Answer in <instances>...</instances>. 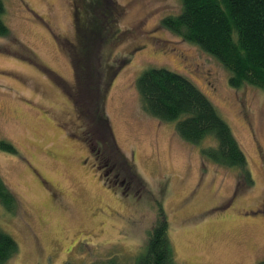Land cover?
<instances>
[{
	"label": "rangeland",
	"instance_id": "374dc122",
	"mask_svg": "<svg viewBox=\"0 0 264 264\" xmlns=\"http://www.w3.org/2000/svg\"><path fill=\"white\" fill-rule=\"evenodd\" d=\"M79 1L3 0L10 34L0 37V143L15 152L0 149V178L16 204L10 211L0 204V230L17 244L5 264H134L159 198L178 264L264 261V89L231 87L216 59L161 27L180 10L178 0H115L123 33L117 43L92 35V86L145 185L133 208L115 198L85 160L83 141L71 136L78 121L65 49L75 42L72 4ZM148 68L182 75L206 96L242 149L252 186L232 199L236 170L202 161V146L144 113L135 80Z\"/></svg>",
	"mask_w": 264,
	"mask_h": 264
},
{
	"label": "trees",
	"instance_id": "16d2710c",
	"mask_svg": "<svg viewBox=\"0 0 264 264\" xmlns=\"http://www.w3.org/2000/svg\"><path fill=\"white\" fill-rule=\"evenodd\" d=\"M178 1L180 10L177 14L165 16L160 21L161 27L216 59L229 73L231 87L250 85L264 89V0ZM79 2L72 4L75 42L68 43V50L65 49L74 74L72 94L75 105L86 121L85 138L101 143L97 147L98 165L105 168L109 163V167H116L118 181L123 179L132 184L131 198L136 200L145 185L134 171L133 160H128L116 144L104 105L97 108L100 104L95 103V93L99 94V90L92 86L98 71L92 61L95 38L92 35L103 40H116L117 43L123 33L116 28L117 17L121 14L112 7L115 0ZM4 13V2L0 0V37L10 34L3 21ZM107 87L103 90V99ZM135 88L144 113L159 121L175 124V132L181 140L202 146V161L237 171L236 194L253 185L246 157L230 127L191 81L163 68H148L135 80ZM0 149L15 152L11 145L5 143H0ZM157 201V220L147 234L144 251L135 258L134 264H178L167 237L168 223L160 204L163 201L161 198ZM0 204L9 211L16 204L1 178ZM16 251V242L0 230V264L7 263ZM257 264H264V261Z\"/></svg>",
	"mask_w": 264,
	"mask_h": 264
},
{
	"label": "flooded vegetation",
	"instance_id": "af4514ba",
	"mask_svg": "<svg viewBox=\"0 0 264 264\" xmlns=\"http://www.w3.org/2000/svg\"><path fill=\"white\" fill-rule=\"evenodd\" d=\"M68 95H69L68 99L70 100L69 104H71V107H72L71 110H73V113L76 115V120L78 121L77 128L73 130V133L71 134V136L73 138L75 137V139H78L80 137L79 141L80 142H81V140L83 141V146L85 147V152H86L85 153L86 154L85 160L86 159H87V161L92 160L93 163L91 164V167L93 166L94 170H96V171L98 170L97 172L99 173L100 177L102 178L104 184L106 183V185L109 184V185L113 186L112 188L115 189V192L112 194L115 196V198L119 199V194H120L121 198L126 199L129 202L128 204H130L134 208L136 206V200L135 199L129 200V199H132L131 198L132 197V195H131V185L132 184L130 182L123 180V179L119 182L118 181L119 173L116 174V167H114V166L109 167V163L105 164V166H106L105 168L102 166L100 167V165H98L96 155L99 152V148H97V147H98V145L100 147L101 143L90 142L85 138V135H86L85 127L86 126H83L81 124V122L84 121V117H82L81 112L79 110H77V108H75L76 107L75 96L72 93L71 94L68 93ZM75 125H76V123H73V126H75ZM86 129H87V127H86ZM64 132H65V130H64ZM117 172H118V170H117ZM42 180L43 179L41 178V182L43 183ZM39 182H40V180H39ZM42 185H44V184H42ZM109 188H111V187H109ZM235 194L236 193L233 194L232 199L235 198V196H236Z\"/></svg>",
	"mask_w": 264,
	"mask_h": 264
}]
</instances>
